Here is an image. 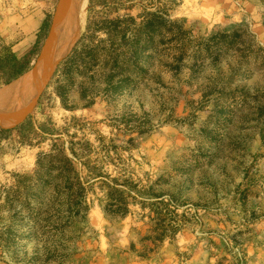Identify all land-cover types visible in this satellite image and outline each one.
<instances>
[{"label":"rangeland","instance_id":"374dc122","mask_svg":"<svg viewBox=\"0 0 264 264\" xmlns=\"http://www.w3.org/2000/svg\"><path fill=\"white\" fill-rule=\"evenodd\" d=\"M125 5L0 124V264H264V0ZM56 7L0 0V53Z\"/></svg>","mask_w":264,"mask_h":264},{"label":"bare ground","instance_id":"6f19581e","mask_svg":"<svg viewBox=\"0 0 264 264\" xmlns=\"http://www.w3.org/2000/svg\"><path fill=\"white\" fill-rule=\"evenodd\" d=\"M88 0H57L51 30L34 69L0 89V124L11 126L33 107L55 65L82 33Z\"/></svg>","mask_w":264,"mask_h":264},{"label":"trees","instance_id":"16d2710c","mask_svg":"<svg viewBox=\"0 0 264 264\" xmlns=\"http://www.w3.org/2000/svg\"><path fill=\"white\" fill-rule=\"evenodd\" d=\"M128 0H88V18L86 25V32L92 31V25L104 26L111 22H118V12L121 9L128 10L132 6L125 5ZM49 18H45L42 25L36 34L38 39L45 40L50 28ZM82 37L76 42L79 43ZM42 45V44H41ZM36 50H31L27 55L18 59L16 55L10 50V48L4 47L0 53V88L5 87L11 82L17 80L21 76L28 73L31 70L34 61H36L40 47ZM25 125H30L29 120L15 127L13 130L20 129ZM59 141V140H58ZM57 151L64 154V151L60 148L57 149V145H54ZM70 163L73 169V163ZM77 185L81 186L80 182L77 181Z\"/></svg>","mask_w":264,"mask_h":264},{"label":"water","instance_id":"95a60500","mask_svg":"<svg viewBox=\"0 0 264 264\" xmlns=\"http://www.w3.org/2000/svg\"><path fill=\"white\" fill-rule=\"evenodd\" d=\"M52 23H53V21H52ZM52 26V25H51ZM51 29V28H50ZM49 33H50V31H49ZM49 35V34H48ZM48 38V37H47ZM47 40V39H46ZM40 56V55H39ZM37 63V62H36ZM36 65V64H35Z\"/></svg>","mask_w":264,"mask_h":264}]
</instances>
